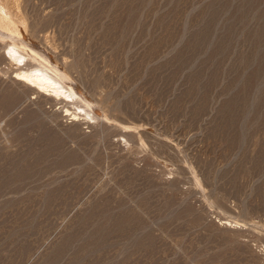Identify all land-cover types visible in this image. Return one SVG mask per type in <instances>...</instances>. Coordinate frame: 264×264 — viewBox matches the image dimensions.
Segmentation results:
<instances>
[{
    "label": "rangeland",
    "instance_id": "1",
    "mask_svg": "<svg viewBox=\"0 0 264 264\" xmlns=\"http://www.w3.org/2000/svg\"><path fill=\"white\" fill-rule=\"evenodd\" d=\"M0 5V264H264V0Z\"/></svg>",
    "mask_w": 264,
    "mask_h": 264
},
{
    "label": "bare ground",
    "instance_id": "2",
    "mask_svg": "<svg viewBox=\"0 0 264 264\" xmlns=\"http://www.w3.org/2000/svg\"><path fill=\"white\" fill-rule=\"evenodd\" d=\"M10 16L6 8L0 5V22L3 23L7 21ZM9 26L11 27L10 24ZM15 33L18 34V32ZM30 51L35 58L36 56L38 57V54L35 51L33 50ZM4 57L7 60H14L20 66V68L18 69L17 72H15L14 75L15 82L17 81L26 86H29L30 88L39 92V94L41 93L44 96L50 98L63 100V102L64 101L71 102L72 104L74 103L75 105H78V102L80 103L83 101L84 103H86V105H89V102L84 101L72 87H67L65 85V83L63 82V77L57 72L56 69L47 66V64L49 65V63L48 60H46L44 57L40 56V59H42V61L44 62V64H41V66L36 65V67H32V68L31 66L30 68L28 66V68H26L27 63L29 62V58L32 57L23 53L21 49L17 47L15 44L9 47L8 52L5 54ZM76 110L78 111L70 112V109H66V112L70 114L73 119L78 118V116L82 114L88 116L91 113V111H89L86 108V106L84 107L83 105L77 106ZM91 116L93 118V115Z\"/></svg>",
    "mask_w": 264,
    "mask_h": 264
}]
</instances>
